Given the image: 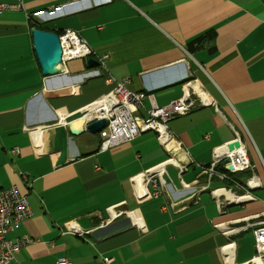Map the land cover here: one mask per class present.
Here are the masks:
<instances>
[{
    "label": "crops",
    "instance_id": "crops-1",
    "mask_svg": "<svg viewBox=\"0 0 264 264\" xmlns=\"http://www.w3.org/2000/svg\"><path fill=\"white\" fill-rule=\"evenodd\" d=\"M0 3L22 5L0 14V190L17 187L32 211L7 237L30 239L10 264L62 258L99 264L103 257L113 264H227L231 243L232 264L257 257L253 229L264 221V0ZM35 29L59 37L75 31L96 56L41 65ZM106 54L101 64L97 56ZM107 76L150 97L141 118L152 103L178 99L190 80L196 106L169 123L174 140L166 146L146 132L102 151L100 130L88 131L84 116L96 95L113 90ZM234 140L245 145L253 169L209 182L202 168ZM165 163V174L145 177ZM252 176L260 186L248 190ZM218 188L254 199L217 198ZM138 193L154 198L138 200ZM248 240L252 251L245 250Z\"/></svg>",
    "mask_w": 264,
    "mask_h": 264
},
{
    "label": "built area",
    "instance_id": "built-area-1",
    "mask_svg": "<svg viewBox=\"0 0 264 264\" xmlns=\"http://www.w3.org/2000/svg\"><path fill=\"white\" fill-rule=\"evenodd\" d=\"M21 6V3L16 5L0 3V14L4 11L18 10ZM59 39L62 47L61 60L89 59L92 56H96V53L90 45L75 31L66 30ZM109 56V54L103 55V57L97 56V60L101 64H104V61L108 60ZM106 82L108 84H114L113 90L109 93L96 95L93 102L85 107L88 113L84 116L88 124L105 120V125L101 126L100 129V135L103 138L102 151H107L122 144L129 143L137 136L146 132H154L159 142L163 146H166L174 140L169 130V123L176 118L187 115L196 106L195 101L190 98L191 95L188 92V88L193 82L190 80L182 86L183 94L178 99L173 100L169 105L164 107H159L155 103H152V107L147 111V116L141 118L138 115L139 110L143 107L144 101L150 97L145 92H134L130 90L127 80L117 81L115 78L107 76ZM200 102L203 103V98L201 97ZM63 114L65 113L63 112ZM61 120L62 124H67L66 121ZM235 141L239 140L231 141L223 146L222 155L217 157L215 163L210 165V167L202 168L203 173L208 176L209 182L211 180L210 177L214 175L220 179L228 180L230 179L229 175L253 169L246 147L240 141L238 148H234L232 151L229 150L228 146ZM10 152L16 155L19 153V149L14 148ZM226 160L229 162L225 163ZM168 162L171 163L172 159ZM219 163L223 164L220 172L216 169V165ZM166 165V163L160 165L151 172L146 173L145 177L152 180L157 175L165 174ZM229 166L233 167L232 171L228 169ZM22 176L24 179H27V175L23 174ZM236 184L238 186V183ZM259 186L260 183L255 176H252L246 183L248 190H254ZM206 188L203 187V190ZM241 188L245 190L244 187ZM222 190L226 191L225 188H218L213 190L212 194L220 198L223 195ZM233 194L240 195L237 193ZM240 196L244 197L246 199L245 201L254 199L249 192ZM153 198L151 195H145L142 200L148 201ZM31 215L32 211L27 195L21 193L15 186L0 190V264H10L14 254L27 245V243H30V239L27 237L19 238L15 241H11L7 237L9 233L18 229L23 221ZM65 227L69 231L72 230L78 237H82L83 233L79 228H74L69 224H66ZM253 236L258 255L250 262L244 264H254L257 258L262 261L261 264H264V221L253 229ZM231 244L233 246V243ZM225 257L226 263L232 264L233 260L230 254L229 256L225 255ZM113 263V257H103L99 264ZM57 264H70V261L67 258H62Z\"/></svg>",
    "mask_w": 264,
    "mask_h": 264
},
{
    "label": "water",
    "instance_id": "water-1",
    "mask_svg": "<svg viewBox=\"0 0 264 264\" xmlns=\"http://www.w3.org/2000/svg\"><path fill=\"white\" fill-rule=\"evenodd\" d=\"M35 52L37 54L38 60L41 65H56L62 59V47L59 36L55 33L44 31L41 29L33 30ZM89 63H94L95 61L90 60ZM105 125V120L97 121L89 124L88 131L91 133H97L101 129V126ZM70 131L73 134H77L76 130L73 128V124L69 126ZM240 146L239 141H235L233 144L228 146L229 150L232 151L234 148ZM229 161L226 160L225 163ZM230 171L233 167L229 166Z\"/></svg>",
    "mask_w": 264,
    "mask_h": 264
},
{
    "label": "bare ground",
    "instance_id": "bare-ground-1",
    "mask_svg": "<svg viewBox=\"0 0 264 264\" xmlns=\"http://www.w3.org/2000/svg\"><path fill=\"white\" fill-rule=\"evenodd\" d=\"M39 14H40V13H39ZM140 178H141V177H139V178L136 179V180H137V184H136V186H138V188H140V183H141V182H140V181H141ZM131 187L134 188L135 185H131ZM136 189H137V188H136ZM136 189L134 188V190H136ZM143 191L145 192V189H144V188H143ZM144 192H143V193H144ZM145 194H146V192H145ZM222 194L225 195V196H228L230 199H232V200H234V201H236V202H243V201L246 200L244 197H241V196H240V195H243V194L235 195V194H233V193H230V192H228V191H223V190H222ZM216 195H218V193H216ZM135 197L139 200V199H141L143 196H142L141 193H138V194L135 195ZM131 215H132V218L134 219V222H135L136 224H138L137 222L140 220L139 216L136 215V213H132ZM222 229H224L225 232H226L227 234H230V233H231L230 231H227V228H223V227H222ZM232 248H234V247L232 246V244L229 245V246L226 248V252H225V253H226L227 256H229V254H230V256H231V254L233 253ZM231 258H232V256H231ZM229 260H230V259H229ZM232 260H233V259H232ZM261 263H262V261H260L259 258H257V259L255 260V262H254V264H261Z\"/></svg>",
    "mask_w": 264,
    "mask_h": 264
},
{
    "label": "rangeland",
    "instance_id": "rangeland-1",
    "mask_svg": "<svg viewBox=\"0 0 264 264\" xmlns=\"http://www.w3.org/2000/svg\"><path fill=\"white\" fill-rule=\"evenodd\" d=\"M235 186H236V185H235ZM236 187L239 188L238 186H236ZM145 210L151 212V208H150V207L145 208ZM246 237H247V238H250V233H249L248 235L246 234ZM253 245H254V244H253V241L248 240L247 243L244 244L245 250H250V251H252V247H253ZM245 262H247V261L245 260Z\"/></svg>",
    "mask_w": 264,
    "mask_h": 264
},
{
    "label": "trees",
    "instance_id": "trees-1",
    "mask_svg": "<svg viewBox=\"0 0 264 264\" xmlns=\"http://www.w3.org/2000/svg\"><path fill=\"white\" fill-rule=\"evenodd\" d=\"M206 37H207V35H206ZM241 172H239V174H240ZM236 174V173H235ZM228 180H230V179H228ZM233 181H235V180H233ZM237 182V181H236ZM233 183V182H232ZM235 184V183H234Z\"/></svg>",
    "mask_w": 264,
    "mask_h": 264
}]
</instances>
